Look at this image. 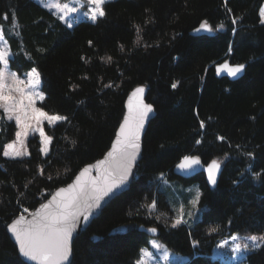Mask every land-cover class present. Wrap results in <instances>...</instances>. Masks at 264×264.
I'll return each mask as SVG.
<instances>
[{"label":"trees","instance_id":"1","mask_svg":"<svg viewBox=\"0 0 264 264\" xmlns=\"http://www.w3.org/2000/svg\"><path fill=\"white\" fill-rule=\"evenodd\" d=\"M263 2L108 0L105 16L70 28L35 0H0L10 67L19 73L36 67L40 105L66 117L46 126L47 155L32 136L28 156L8 158L3 148L15 126L0 108V264H26L7 223L104 155L135 87L145 89L156 112L135 177L76 236L70 264H136L150 237L187 256L184 264H227L212 256L221 240L264 236ZM203 21L214 31L194 33ZM222 61L244 64V74L236 80L217 76L214 67ZM186 155L199 158L202 167L219 163L215 186L203 171L190 179L174 174ZM165 180L198 183L204 210L193 224L173 227ZM150 227L156 228L153 236ZM236 264H264V242Z\"/></svg>","mask_w":264,"mask_h":264},{"label":"snow or ice","instance_id":"2","mask_svg":"<svg viewBox=\"0 0 264 264\" xmlns=\"http://www.w3.org/2000/svg\"><path fill=\"white\" fill-rule=\"evenodd\" d=\"M86 2L90 7L83 14L93 22H95L98 17L105 16L103 5L106 3V0H86ZM77 3H79V0H77ZM45 7H47L49 11L55 9L56 12L59 13V19L61 20H65L70 14L80 11L79 7L67 2L61 3L60 0H52V3L45 4ZM260 17L261 23L264 24V9H261ZM5 19H7L6 16ZM233 23H235V20ZM68 27H72V24L69 23ZM220 27L222 28L223 24H221ZM201 30L207 32L214 31L213 27L207 21L201 22L200 27L196 29L197 32ZM3 35L4 30L0 27V39H3ZM89 44H91V41H89ZM229 51H231V48ZM9 55L7 42L5 41L4 45H0V65L4 66L0 67V108H2L5 113L22 112L25 119H27V107L34 105V98L44 99L43 94L36 91L37 86L40 84V73L36 69H32L31 73L28 74L29 80L26 87L29 90L26 92L24 87H20L24 82L19 80L15 73H8L6 71ZM108 59L111 60V57ZM244 69V64L230 66L225 62L217 68V74L221 71H226L228 76L236 77L239 73H242ZM9 79L12 80V85L7 83ZM176 87L177 85L175 83L172 84V88ZM6 89L8 94H6ZM13 91L20 94L19 100L10 95ZM143 92L144 88L138 87L132 93V97H130L128 104L129 114L125 116L124 122L120 125L116 142L113 145V151L108 153L109 157H113L117 152L120 153V162L118 164V168L120 169L119 174L108 173L103 185L93 181L92 192L94 194L83 201H81V194L84 193L85 186L81 184V178L77 177L76 184L70 185L68 189H61L56 193L53 197L54 204L50 202L49 204L42 205L33 219L27 221L26 227L21 226L25 223L24 217L8 225V230L13 234L19 246V254L21 256L29 261H35L36 264H63L70 254V240L79 218L83 216L84 220L87 221L92 209L98 208L100 206V201L103 200L104 197L113 193L116 189H119L126 182L132 162L135 160L140 147V132L143 128L145 117L149 112L153 111L151 105L143 103L141 99ZM132 98H135V104ZM25 100L28 101V105H25ZM32 113V118H34L37 123H40L43 119H47L49 123L66 119V117L59 115H49L35 107H32ZM8 118L12 119L13 117L9 115ZM15 119L17 125L22 123L20 115H16ZM24 126L27 127L28 125ZM200 127L204 128L203 121L200 122ZM23 134L26 135V133ZM16 135L18 142L22 145L23 141L19 140L22 133L17 132ZM40 135L44 138V148L42 151L47 152V145L51 142V138L45 136L42 130H40ZM219 139L223 140L224 138L219 137ZM197 143H199V141H197ZM4 155L22 156L24 153L20 151L16 143H13L7 145V150L4 151ZM104 163V161L98 162L97 167ZM198 164H200L199 158L186 156L178 167L180 169H189L193 165ZM219 167L220 165L218 162L212 161L207 168L209 181L212 184L216 183L215 174ZM88 171L89 169L85 168L81 173V177ZM198 199L199 197L197 196V200ZM196 202V200L193 201L194 204ZM151 207H155V203H153ZM25 211H27V209H25ZM179 223L180 220H177L173 227H176ZM149 231L155 232L156 229H149ZM232 239L236 240L238 237L234 236ZM246 239L252 242L253 248L259 247V244H257L258 240L264 242V236H250ZM153 247L158 248L159 246L154 244ZM220 247H224V244H221ZM248 250H250V246L247 243L243 245L237 243L232 248L234 253ZM141 251L144 253L145 257L151 255V253L146 250L142 249ZM137 264H145L144 259L141 258L138 260Z\"/></svg>","mask_w":264,"mask_h":264},{"label":"rangeland","instance_id":"3","mask_svg":"<svg viewBox=\"0 0 264 264\" xmlns=\"http://www.w3.org/2000/svg\"><path fill=\"white\" fill-rule=\"evenodd\" d=\"M35 1H37L43 7H45V4H51L52 3V0H35ZM106 1H108V0H106ZM60 2L61 3L67 2V3L73 4L74 6H77L80 8L79 12L70 14L68 17H66L65 20L60 19L67 26L69 23H71L73 26L74 24H76L80 20H86V21L93 22L91 19H89L87 16H85L83 14L90 7V5L87 4L86 0H79V3H77V0H60ZM45 8L48 9L47 7H45ZM261 9H264V2L260 6L259 14H260ZM50 12L53 15H55L57 18H59V13H57L55 9H53ZM260 21H261V17H260ZM0 27H2V25H0ZM5 41L7 42V48L9 50V54H10L9 58H10V56H11L10 46H9V43L5 37V34H4L3 39H0V45H4ZM0 67H4V66L0 65ZM32 69L37 70L36 67H32L28 70H25V71L19 73L18 71L14 70L10 67L9 62H8V65L6 66V71L8 73H15L17 78L24 82L23 84L20 85V87H24L26 92L29 90L26 87L28 80H29L28 74L31 73ZM7 83L9 85H12L13 82L11 79H9L7 81ZM36 91L42 93L44 96V93L41 90V79H40V84L36 88ZM6 94H8L7 89H6ZM10 95L17 100L20 99V94L15 92V91L11 92ZM41 102H42L41 99L34 98V105L27 107V113H28L27 119H25L24 114L22 112H11V113H5L4 112L6 119L9 122L14 124L15 130H14L13 137L4 145L3 155H4V151L7 150V145L13 144V143H16V146L20 149L21 152L24 153V155H22V156H5L4 155L5 157L23 158V157L28 156V154H29L28 140L32 136H36L38 138V140L40 142V151H41L42 155L45 156L48 154L51 142L47 145V152L42 151V149L44 148V143H43L44 138L40 135V130H42L44 132L45 136L50 137L46 132V129H45L46 126H54L62 120H57L54 123H49V121L47 119H43L40 121V123H37V121L34 118H32V116H33L32 107L38 108V109L48 113L49 115H59L62 117H64V116L61 114H58V113H50V112L46 111L40 105ZM24 103H25V105H28L27 100H25ZM9 115H11L13 118L9 119L8 118ZM16 115L21 116L22 123L20 125H17V123H16V119H15ZM24 125H28V126L25 127ZM17 132L22 133L21 137L19 138V140L23 141L22 145L18 142V138L16 135ZM23 133H26V135H24ZM162 190L166 193L167 198L171 204V207L173 209H175V219L173 221V224H176L177 220H180V222H187L189 224H193L195 219H199L202 216L204 209L201 208L198 204L199 199L197 200V196L200 198L201 190H200V187H199L197 182H192L189 184H182L180 182H175V181L169 182V181L165 180V182L162 186ZM194 200L197 201L195 204L193 203ZM234 236L238 237V239L233 240L232 238ZM250 236L260 237L262 235L254 233V234H239V235L229 236V237L221 240L218 243V245L213 249L212 256L219 258L222 262L227 263V264H236V263L240 262L241 260H243L244 255L247 252L254 249L252 247V242L250 240L246 239L247 237H250ZM237 243H239L241 245H243L245 243L249 244L250 250L234 253L232 251V248ZM260 243H261V241L258 240L257 244H260ZM154 244L158 245L159 247L158 248L153 247ZM221 244H224V247H220ZM142 249L151 253V255L145 257L144 253L142 251H140L139 257L136 260V264H137V261L140 260L141 258L144 259L145 264H184L188 260L187 256L170 251L162 241H160L154 237H150L148 239L147 245L143 246L141 248V250Z\"/></svg>","mask_w":264,"mask_h":264},{"label":"water","instance_id":"4","mask_svg":"<svg viewBox=\"0 0 264 264\" xmlns=\"http://www.w3.org/2000/svg\"><path fill=\"white\" fill-rule=\"evenodd\" d=\"M199 32L202 33V32H204V30H201ZM194 33H197V31H195ZM225 62H227L230 66L238 65V64H231L228 61H222V62L216 64L215 67H214V70H215V74L217 76H227V77H230L233 80H236V79L240 78L244 74V71L242 73H239L236 77L228 76L226 71H221L219 74H217V68L220 65L224 64ZM136 88H138V87L133 88L129 92V94L126 96V99H125V102H124L125 111H124L123 118H122L121 122L119 123V125H118V127L116 129L115 135H114V137H113V139H112V141L110 143V146L107 149V151L104 153V155L102 157H100V158H98V159H96V160H94V161H92L90 163H87L84 166H82L76 172L75 176L73 177V179L70 182H68L67 184L62 185V186H59L56 189H54L34 209H32V210H30V211H28L26 213L17 215L16 217H14L11 221H9L7 223V225H6V231L8 233V236H9L10 240L13 242V244L16 246V249H17V253H18L19 258L23 262H25L26 264H36V262L35 261H29L25 257H23V256H21L19 254V246L16 243L15 237L8 230V227L7 226L8 225H11L17 219H19L21 217H24L25 223L22 224L21 226L22 227H26L27 226V221H31L33 219V217L35 216V214L37 213V211L39 209H41V206L42 205L49 204L50 202H53V197L61 189H68L70 185L76 184L77 177H80L81 178L80 179V182H81V184H83L85 186V191H84V193L81 194V201H83V200L87 199L88 197H90V196H92L94 194L92 192V182L93 181H96L100 185H103L104 180H105V177L107 176L108 173H114V174H117V175L119 174L120 169L118 168V164L120 162V153L119 152L115 153L113 157H109L108 156V153L113 151V145L116 142L117 134H118L119 129H120V125L124 122L125 116H127L129 114V109H128L129 99H130V97H132V93L135 91ZM145 96H146V91L144 89V92H143V94L141 96V99L143 100V103L144 104L151 105L152 108H153V111L152 112H149L147 114V116L145 117L144 125H143V128H142L141 132H140V140H139L140 147H139V150H138V152L136 154L135 160L132 162V165H131V169H130V173L128 175V178H127L126 182L119 189H116L113 193H110L108 196L104 197V199L100 201V206L98 208L92 209L91 214L88 216L87 221L84 220L83 216H81L79 218V220L76 222V227H75V229L72 232V236H71V240H70V249H71L70 254L68 256V259L65 260L63 262V264H70V262L72 260V256H73L72 245H73V242H74V239L76 238V236H78L80 233H82L90 225V223L92 222V220L95 219L101 213L102 209L112 199H114L116 196H118L121 193H123L124 191H126L129 188V186H130L133 178L135 177L137 164H138L139 160L141 159V155H142L143 137H144V134H145V132L147 130V127H148L149 122L155 117V114H156L155 109H154V106L146 100V97ZM132 99H133V103L135 104V98H132ZM186 156L187 157H193L191 155H186ZM186 156H184V157H186ZM184 157L181 158L175 164V166H174L173 172H174V174L177 177L182 178V179H190V178L194 177L198 172L203 171L204 174H205V177H206L207 184L209 186H211V187H213V186L216 185L218 176L220 174V167H219L218 171L215 174L216 183L215 184H212L209 181V173L207 171V168H208L209 165L202 167L200 164H198V165H193L189 169H180L178 167V165L183 161ZM100 161H104L105 163L102 164V165H100L99 167H97V164ZM85 168H88L89 171L84 176L81 177V173L83 172V170ZM53 204H54V202H53ZM153 228L156 229L155 227L147 228V231H148V233L150 235H155L156 234V231L155 232L149 231V229H153ZM140 229H144V227L141 226Z\"/></svg>","mask_w":264,"mask_h":264}]
</instances>
